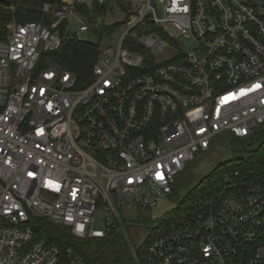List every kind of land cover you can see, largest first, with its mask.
Wrapping results in <instances>:
<instances>
[{
	"label": "built area",
	"instance_id": "obj_1",
	"mask_svg": "<svg viewBox=\"0 0 264 264\" xmlns=\"http://www.w3.org/2000/svg\"><path fill=\"white\" fill-rule=\"evenodd\" d=\"M127 1L125 31L83 84L49 55L89 32L76 5L106 0L44 4L50 27L12 22L0 39V264H85L34 240V217L77 240L104 238L110 217L133 264H264V178H218L141 256L119 211L155 209L219 136L264 126V0H158L161 15L153 0Z\"/></svg>",
	"mask_w": 264,
	"mask_h": 264
},
{
	"label": "trees",
	"instance_id": "obj_2",
	"mask_svg": "<svg viewBox=\"0 0 264 264\" xmlns=\"http://www.w3.org/2000/svg\"><path fill=\"white\" fill-rule=\"evenodd\" d=\"M110 1L107 0L106 3L102 4L103 7L98 4L93 5L95 12H91V15L94 13L101 17L105 15L104 6L109 4ZM115 2L119 8H123L121 0H115ZM44 4H49L54 9H57L63 6V0H0V39L6 36V27L12 22L16 24L36 22L50 27L53 23L50 19L52 14L42 12ZM75 12L81 16L85 15V6L76 5ZM126 14L128 15L127 12ZM87 15H90V13ZM67 25L68 23L64 21L58 26L61 35H64ZM138 50L145 54L143 50ZM99 51L100 48L96 44L85 41L64 40L59 52L50 54L49 57L60 67L79 77L81 84H83L89 79L90 69L96 62ZM247 139H241L243 145H248ZM235 140L238 139L232 138L233 142ZM242 155V158L239 157L230 162L234 171L240 172L242 177L264 178V145H261L255 151H243ZM218 184V180H216L201 195L214 192ZM32 228L34 240L38 241L46 238L48 243L59 246L61 250L72 248L79 253L85 264H133L130 250L124 243L118 227H114V225L106 230L104 238L88 240L75 239L68 228L53 224L45 218L34 217ZM145 241L146 243L141 244L139 248L136 249L134 247L139 256L143 254L150 239H146Z\"/></svg>",
	"mask_w": 264,
	"mask_h": 264
},
{
	"label": "rangeland",
	"instance_id": "obj_3",
	"mask_svg": "<svg viewBox=\"0 0 264 264\" xmlns=\"http://www.w3.org/2000/svg\"><path fill=\"white\" fill-rule=\"evenodd\" d=\"M107 2V0H106ZM105 2V3H106ZM123 8H119L115 0H111L109 4L104 6L105 15L98 16L91 15L94 11L93 5L85 6L86 14L84 19L89 22V32L82 34L81 37L85 42L96 44L100 49L108 46H114L125 31V21L127 16L133 13L134 6L130 1L121 0ZM153 6L161 15V5L158 0H153ZM103 7V5H101ZM95 12V11H94ZM128 13V15L126 14ZM90 13V15H87ZM52 21L57 20L53 17ZM102 21L99 25L98 21ZM54 22V21H53ZM41 24V23H40ZM93 24H97L94 27ZM102 25V26H101ZM78 30V25L75 18H72L69 24V34L74 35ZM185 50H189L194 46L193 42L186 41ZM51 60H53L51 58ZM248 145H243L242 140L238 139L232 141L231 135H223L216 140L213 149L207 154H201L190 162L186 169L176 177L173 195L158 204V206L151 210H144L141 208L127 209L120 208V215L124 223V228L132 245L137 249L141 244L146 243V239H150L154 234L161 233L171 223L170 220L178 216V211L182 205L188 204L194 197L205 191L218 178H224L234 171L230 165L231 161L239 157H243V151H255L261 145H264V127L252 134L247 139ZM152 216H155L153 219ZM103 220L114 227L117 223L109 217H103ZM100 227L99 224H97ZM120 232V231H119ZM124 243L126 238L121 233ZM127 245V244H126ZM129 249V248H128Z\"/></svg>",
	"mask_w": 264,
	"mask_h": 264
},
{
	"label": "water",
	"instance_id": "obj_4",
	"mask_svg": "<svg viewBox=\"0 0 264 264\" xmlns=\"http://www.w3.org/2000/svg\"><path fill=\"white\" fill-rule=\"evenodd\" d=\"M99 24H101V22L99 21Z\"/></svg>",
	"mask_w": 264,
	"mask_h": 264
}]
</instances>
